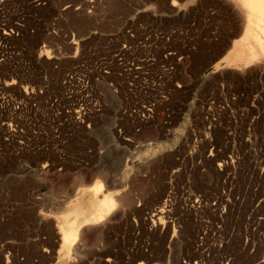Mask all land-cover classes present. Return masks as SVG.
I'll return each instance as SVG.
<instances>
[{
	"label": "rangeland",
	"instance_id": "obj_1",
	"mask_svg": "<svg viewBox=\"0 0 264 264\" xmlns=\"http://www.w3.org/2000/svg\"><path fill=\"white\" fill-rule=\"evenodd\" d=\"M225 5L0 0V264H63L58 220L97 180L122 201L105 225L83 230L74 264L264 258V65L233 66L244 19ZM81 61L106 74L102 107L88 125L70 127L64 108L48 112L44 99ZM24 85L36 97L24 99ZM226 157L236 168L221 175L215 165ZM165 201L170 226L150 233Z\"/></svg>",
	"mask_w": 264,
	"mask_h": 264
},
{
	"label": "bare ground",
	"instance_id": "obj_2",
	"mask_svg": "<svg viewBox=\"0 0 264 264\" xmlns=\"http://www.w3.org/2000/svg\"><path fill=\"white\" fill-rule=\"evenodd\" d=\"M223 2L226 4L225 6H227L230 10H232L236 15H239L244 19V21L242 22V25H243V31L246 35V39L242 42L233 43L235 49L237 50L233 56L231 55L232 57L230 56V60L231 62H233V66H234V63L237 64L240 62L237 70H239V68L242 66V68L245 71H248L249 70L248 65L251 62H253L255 65L257 64L264 65V42L260 41V34L262 33L264 35V0H223ZM4 31L6 30L4 29ZM227 46L229 47V45ZM46 48L51 49L48 46ZM219 54L221 53L216 52L215 54H213L211 58H214ZM250 69H252L251 66H250ZM25 89H26V85H24V90ZM261 114H263L261 116L264 119V112ZM73 125H70V127ZM263 159L264 158L262 157L261 161H264ZM207 160L210 163L215 164V162L218 161V158H216L215 156L211 154L207 158ZM257 166L259 167L260 165L258 164ZM215 167H216L217 172L223 175L224 172L235 170L236 165H235L234 159L229 160V158L226 157L221 162L219 161V163L217 164V166L215 165ZM258 174L264 175V169L263 168L258 169ZM121 201H122V197L119 195L113 194L112 189H110V187H108V185H106L105 182L102 180H97L91 185L78 190L76 197L70 203V212L66 215H63L60 218V220H58V224H57V238H58V241L61 242L58 254H59V257L62 259L61 261L63 262V264H74L76 261H78L79 259L78 252L82 251V248L84 247L82 246V243H81L82 240L81 242H79L81 235L83 233V230L84 229L86 230V228H91L97 225L99 226L105 225L106 220L108 219L109 216H111L116 211L117 204L118 202H121ZM229 204L230 203H227V206H229ZM163 205L164 206L160 207L156 213V215L158 216V220L157 221L153 220L152 224L149 225L150 233L155 234L156 232L159 231L157 225H160L161 227L163 226L162 228H165V229L169 228L170 226L169 222L167 221L171 217L172 209H170L169 207L170 205H167V201H165ZM191 209L197 210L196 206H191ZM262 224L264 225V221H262ZM204 235H205V232L204 230L201 229L194 237L195 241H199V242L203 241L201 236H204ZM109 260L111 259L108 258L105 264H107ZM80 264H84V263L81 262ZM139 264H145V263L139 262ZM258 264H264V258Z\"/></svg>",
	"mask_w": 264,
	"mask_h": 264
},
{
	"label": "built area",
	"instance_id": "obj_3",
	"mask_svg": "<svg viewBox=\"0 0 264 264\" xmlns=\"http://www.w3.org/2000/svg\"><path fill=\"white\" fill-rule=\"evenodd\" d=\"M168 52L173 54L175 53L171 51ZM88 66L89 65L81 61V63L74 65L72 69L65 71L62 76V84L60 86V90L58 91V95L50 94V96H47L44 99V105H45L44 107L45 109H47L48 112L50 111L51 113H53L52 111H54V109L58 107L64 108V111L66 112L65 119L66 121H68V124L70 125L73 124L74 126H81L83 124L88 125L89 119L95 114H97L102 107V104L98 97L97 87H98V83L101 81V78L104 77L106 74L103 75L101 73V69L98 67V65L93 66L94 67L93 69L89 68ZM162 66H163L162 72L164 73L165 72L170 73L171 72L170 69H172L173 67L168 65L167 66L162 65ZM131 69L132 68L129 67V70ZM104 71L108 72L106 69H104ZM108 85L111 88L115 87L114 91H117L116 84L114 82L111 81L109 82ZM22 90H24V88H22ZM24 91L25 93H21L23 94L21 96H23L24 99L32 98V95L36 97L34 93L27 94L28 93L27 86ZM51 95H53V97ZM41 102L43 101H41L40 98V100H38L39 104L34 103L35 105L34 110H40L39 105ZM20 104L22 105L21 101ZM21 105L20 106L17 105L15 107H21ZM150 111H151L150 105L146 106V109H144L145 113H143V118L145 120L149 118ZM47 119L49 120V114ZM48 122L50 123V121ZM40 126H42L41 123L37 124L39 130L38 133L42 134ZM53 131L59 132L58 127H55ZM35 133L37 132L35 131Z\"/></svg>",
	"mask_w": 264,
	"mask_h": 264
}]
</instances>
